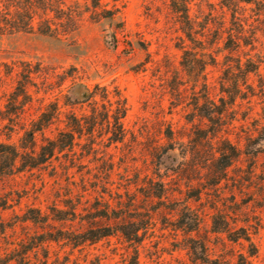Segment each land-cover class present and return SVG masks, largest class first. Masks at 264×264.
<instances>
[{"label": "rangeland", "instance_id": "1", "mask_svg": "<svg viewBox=\"0 0 264 264\" xmlns=\"http://www.w3.org/2000/svg\"><path fill=\"white\" fill-rule=\"evenodd\" d=\"M65 2L62 10L71 16L56 20L61 37L36 34L0 38V80L6 82L4 88L0 87V143L26 144L30 120L55 113L58 118L54 124L37 137L40 151L44 138H56L75 113L95 121L91 137H85L91 138L95 154L83 160L78 157L69 173L66 168L71 166L70 159L59 155L42 170L0 178V254L8 239L22 240L43 233L33 223H24L23 217L30 208L48 211L55 203L62 207L61 188L68 185V179L75 182L74 196L82 197L85 207L93 210L100 200L116 207L117 194L140 188L135 185L137 176H153L157 141L168 143L160 135V123L170 121L176 130L191 127L184 118L193 109L191 92L177 108H173L174 98L170 95L176 78L188 81L181 65L182 51L176 47L181 34L177 32L179 25L175 24L170 0H101L98 7L92 0ZM25 63H31V68L25 70ZM29 72L33 73L28 88L31 97L21 95L13 104L12 94L20 92V83ZM216 77L214 72L211 82ZM202 85L200 75L197 92ZM120 99L127 103L123 121L126 135L122 143L111 145L112 135L107 131V120L102 118L109 110L107 115L114 122L112 116ZM16 108L25 127L15 128L8 140L4 134L14 130L11 118ZM85 138L82 143L88 142ZM184 139L188 141L186 136ZM231 139L235 142L236 136ZM76 152L81 155V148L76 147ZM249 159L244 156L243 162L229 170V179L213 187L204 177L190 184L168 178L171 169L182 162L179 150L169 151L161 160L160 174L177 191H171L165 206L154 217V228L142 238L139 264H264V156L253 176L249 175ZM197 192H201V200L186 199ZM175 202L189 204L202 214L198 231L187 235L173 231L170 224L181 217L170 211ZM223 218L230 223L231 238L246 229L252 242H233L228 234L214 232L223 228ZM97 221L99 227L109 224L106 219ZM126 246L119 237L88 244L83 251L52 243L50 263L122 264Z\"/></svg>", "mask_w": 264, "mask_h": 264}, {"label": "trees", "instance_id": "2", "mask_svg": "<svg viewBox=\"0 0 264 264\" xmlns=\"http://www.w3.org/2000/svg\"><path fill=\"white\" fill-rule=\"evenodd\" d=\"M92 1L95 7L101 2ZM65 3V0H0V38L36 34L48 38L61 37V26L56 20L71 16L62 10ZM170 8L175 24L179 25L177 32L181 35L177 37L176 47L182 51L181 65L188 76V81L175 79L170 95L174 98L173 108H177L184 104L187 93L191 92L193 109L184 116L191 127L176 130L170 121L160 123V135L163 134L168 143L157 141L153 176L147 175L143 179L141 175L137 176L135 185L140 188L135 192L127 189L125 194H117L114 208L109 201L101 200L94 206V212L85 207L82 197L74 196L75 182L68 179V185L61 188L64 190V198L60 200L62 207L55 203L48 207V211L30 208L23 217L24 223H33L43 233L22 240L8 239L4 252L0 254V264H52V243L83 251L88 244L111 237L122 238L127 243L122 264H139L142 238L154 228V217L165 206L171 191H177L172 190L168 186L170 183H166L160 174L161 160L169 151L179 150L182 159L177 167L171 169L172 174L167 175L168 178H176L177 182L187 180L190 184L204 177L211 186H218L229 179V170L243 162L244 156L250 158L249 175H255L259 159L264 156V0H170ZM3 65L9 67L5 63ZM23 65L25 70L31 68V63ZM214 72L217 77L215 82H211ZM32 74L29 72L20 83V92L12 94L13 104L21 95L31 97L28 88L33 80ZM200 75L203 85L197 92ZM187 84L188 87L190 84L188 89ZM5 86L6 82L1 79L0 87ZM116 104L112 116L114 122H110L107 109L102 118L107 120V131L112 135L109 138L111 145L122 143L126 135L123 121L128 112L127 103L120 99ZM183 108L187 110L189 107ZM14 111L11 118L14 130L4 134L8 140L15 128L25 127L21 124L18 108ZM57 118L55 113H51L31 119L29 128H26V144L22 146L0 143L1 179L42 170L59 155L70 159L71 166L66 168L69 173L78 157L83 160L92 152L95 154L91 138H85L91 137L95 121L92 117H78L75 113L68 117L66 128L56 138H44V144L37 151L38 135H43ZM164 124L165 130L162 129ZM233 135L236 136L235 142L231 139ZM185 136L188 141H185ZM84 138L88 142L82 143ZM76 147L81 148L79 156ZM202 169L204 174L201 176ZM200 197L201 192H197L186 199L199 201ZM174 204L170 211L178 212L181 217L170 224L173 231L185 235L198 231L202 214L192 210L189 204ZM98 219H106L109 224L99 227L96 225ZM112 221L117 224L112 225ZM222 223L223 228L214 232L226 233L231 238L229 221L223 218ZM78 224L79 228L75 229ZM241 231L231 241L251 243L247 230ZM1 239L0 232L2 248ZM100 257L96 256L99 262L102 260Z\"/></svg>", "mask_w": 264, "mask_h": 264}]
</instances>
